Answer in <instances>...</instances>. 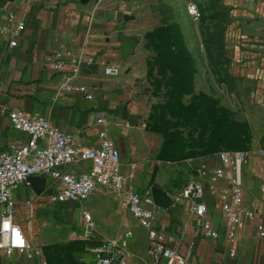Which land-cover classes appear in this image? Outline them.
<instances>
[{
    "label": "crops",
    "instance_id": "obj_1",
    "mask_svg": "<svg viewBox=\"0 0 264 264\" xmlns=\"http://www.w3.org/2000/svg\"><path fill=\"white\" fill-rule=\"evenodd\" d=\"M193 1L0 0V28L17 27L10 25V14L24 23L17 47L0 36V153L29 140L27 133L14 129L3 112L22 109L40 113L60 129L77 135L82 147H99L100 134L106 131L122 154L126 143L122 135L146 126L149 92L137 73H143L147 66L151 35L170 28L183 6L188 14L187 5ZM220 1L228 16L224 38L234 60L233 75L253 87L250 102L261 111L264 125V0ZM126 15L135 19L127 24L125 34L137 38L138 45L136 53L123 61L116 29ZM69 48H86L95 62L83 64L80 74L67 81L49 63L56 50ZM114 65L121 67L122 74L105 75V68ZM88 94L94 98L87 99ZM220 153L202 159L199 173L204 168L221 167ZM122 165L124 170L123 161ZM87 169L84 164L63 168L74 172ZM196 179L192 182H201V174ZM263 179L264 156H253L245 168L244 183L246 208L256 213V219L246 221L241 229L234 246L236 257H231V246L224 238L213 242L197 236L187 214L188 202L176 203L179 199L163 186L175 203L159 212L156 226L169 237V246L181 253L194 244L189 264H264V240L257 228L264 223ZM47 181L45 191L52 190L56 182ZM203 183L208 188L206 181ZM216 190L217 196L209 194L206 203L214 225L222 229L225 223L217 200L226 192V184L219 182ZM114 195L98 187L88 201L50 204L45 198L36 199L40 195L30 184L23 185L14 193L15 222L38 255L28 259L18 251L9 254L0 250V264H94L110 242L116 243L115 251L128 250L130 264H153L148 231L128 217L124 199ZM83 211L93 217L94 229L83 223Z\"/></svg>",
    "mask_w": 264,
    "mask_h": 264
},
{
    "label": "built area",
    "instance_id": "obj_2",
    "mask_svg": "<svg viewBox=\"0 0 264 264\" xmlns=\"http://www.w3.org/2000/svg\"><path fill=\"white\" fill-rule=\"evenodd\" d=\"M192 6H195L194 11H190ZM187 13L194 20H199L201 16L195 2L188 3ZM8 21L10 25L17 24V27H1L0 36L10 39L11 47H17L24 23L13 14L9 15ZM94 62L95 59L88 55L86 48H69L56 50L49 67L68 81L80 74L83 64ZM104 73L109 77H119L122 69L120 66H109ZM93 98V95H87V99ZM3 112L10 118L14 129L27 133L29 140L14 144L10 151L0 153V250L9 254L18 251L28 259L38 255L28 245L21 228L15 222L17 205L14 199L15 191L29 184L30 177L37 176L56 182L52 190L36 196L38 200L45 198L50 204L88 201L98 187L121 196L130 214L148 231L149 255L153 264H189L194 244L184 253L169 246V237L156 226L157 216L162 209L155 205L151 191L143 195L128 185L121 152L106 131L100 134L99 147H82L77 135L60 129L40 113H29L22 109H7ZM99 122L104 123L105 120ZM262 154L264 156V152ZM250 159L249 152H221V167L202 169V181L189 183L179 195L181 200L188 202L187 214L193 221L196 235L213 242L224 238L231 246V257H236L234 246L245 222L256 219V213L247 210L245 201L244 176ZM82 164L88 166L86 171L63 170ZM219 182L226 184V192L217 200L225 223L222 229L214 225L206 203L209 194L217 196L216 185ZM199 197L204 199L203 204L193 201ZM27 204L32 206L33 202L28 201ZM9 219L10 225L4 229V221ZM82 221L88 229L95 228L93 217L88 211H83ZM257 228L260 238L264 240V223ZM14 229H19L20 243L16 242ZM115 247L116 243L110 242L109 247L98 253L94 264H130L131 255L128 250L115 251Z\"/></svg>",
    "mask_w": 264,
    "mask_h": 264
},
{
    "label": "rangeland",
    "instance_id": "obj_3",
    "mask_svg": "<svg viewBox=\"0 0 264 264\" xmlns=\"http://www.w3.org/2000/svg\"><path fill=\"white\" fill-rule=\"evenodd\" d=\"M193 2L199 20L183 6L170 28L151 35L147 66L137 73L149 92L146 126L122 135L121 156L128 185L143 195L163 186L180 199L188 184L198 180L202 159L234 149L235 133L251 157L263 156L262 113L250 102L251 84L234 77L225 43L227 11L220 0ZM253 193L250 187L251 198ZM128 217L134 219L130 212Z\"/></svg>",
    "mask_w": 264,
    "mask_h": 264
},
{
    "label": "water",
    "instance_id": "obj_4",
    "mask_svg": "<svg viewBox=\"0 0 264 264\" xmlns=\"http://www.w3.org/2000/svg\"><path fill=\"white\" fill-rule=\"evenodd\" d=\"M124 21L121 23L119 27H117V32H118V37H117V42L121 45V55L123 61H127V59L134 55L136 53V48L138 45V40L135 37L132 36H127L125 34V30L127 28V24L134 20V16L126 15L124 16ZM28 183L34 188L36 191L37 195H42L46 188L48 181L47 179L43 177H30L28 179ZM151 194L154 200L155 205L162 209V210H169L174 206V199L171 197V195L164 190L161 187L154 186L151 188ZM194 202L197 204H203L204 199L199 197V198H194Z\"/></svg>",
    "mask_w": 264,
    "mask_h": 264
},
{
    "label": "clouds",
    "instance_id": "obj_5",
    "mask_svg": "<svg viewBox=\"0 0 264 264\" xmlns=\"http://www.w3.org/2000/svg\"><path fill=\"white\" fill-rule=\"evenodd\" d=\"M194 10H195V6H192L190 8V11H194ZM201 211H203V208H201ZM9 225H10V219L9 220H5L4 221V224H3L4 229H7L9 227ZM13 231H14V234H15L16 242L17 243H20L21 241H20V232H19V229H14Z\"/></svg>",
    "mask_w": 264,
    "mask_h": 264
},
{
    "label": "trees",
    "instance_id": "obj_6",
    "mask_svg": "<svg viewBox=\"0 0 264 264\" xmlns=\"http://www.w3.org/2000/svg\"><path fill=\"white\" fill-rule=\"evenodd\" d=\"M224 30H225V27H224ZM223 34H224V32H223ZM232 138L233 139H236V145L234 146V149L233 150H229V152H247L246 150H244L242 147H241V144H240V141H241V139H240V136H239V134H236L235 133V135H232ZM225 151H227V150H225ZM222 152H224V151H222Z\"/></svg>",
    "mask_w": 264,
    "mask_h": 264
}]
</instances>
